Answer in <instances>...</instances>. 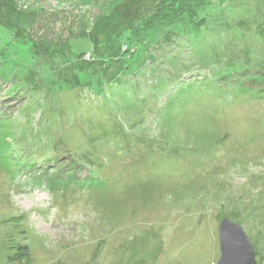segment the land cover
<instances>
[{"label": "rangeland", "instance_id": "374dc122", "mask_svg": "<svg viewBox=\"0 0 264 264\" xmlns=\"http://www.w3.org/2000/svg\"><path fill=\"white\" fill-rule=\"evenodd\" d=\"M180 1L0 0V264H264V0Z\"/></svg>", "mask_w": 264, "mask_h": 264}, {"label": "trees", "instance_id": "16d2710c", "mask_svg": "<svg viewBox=\"0 0 264 264\" xmlns=\"http://www.w3.org/2000/svg\"><path fill=\"white\" fill-rule=\"evenodd\" d=\"M213 4V2L211 0H181L179 3L177 4H173L167 7H163V6H157L155 12L149 17L150 18V22L148 29L152 26V27H161L162 30H167V29H172L173 28L176 30V34H177V30H178V23L181 25H186V21H183V18L185 17V20L188 18H191L192 16L197 14V11L200 9H204L206 7L209 6V4ZM223 8V7H222ZM223 10V9H222ZM178 35V34H177ZM169 36L170 38L173 36V31H170L166 37ZM140 37L144 38L147 37V35H143V34H139L138 35V41L140 39ZM179 37V36H178ZM144 40V39H143ZM156 39H154L152 42H154ZM145 41V40H144ZM126 46V52H128V54L131 51L130 47L128 45ZM135 52V50L133 51ZM0 103L5 104V101L2 100L0 101ZM0 120H3L0 118ZM5 122H8L9 120H7L5 118V120H3ZM59 158L61 159L62 157H58V163L61 161L59 160ZM47 162V161H46ZM57 163V164H58ZM38 167V163H32V162H26L25 164H23V167L21 169L20 172H26L27 170H31L33 171L34 168ZM49 170V169H47ZM54 170V171H53ZM59 169H57L56 167L51 168L52 172L51 174H49L48 179H50L51 177L54 178H62L63 180H65L66 177H63V173L66 171H57ZM40 172L39 170L36 171ZM19 174V173H18ZM68 180V179H66ZM69 181V180H68ZM70 182V181H69ZM19 248V254L17 259H22L24 257L28 256V250L27 248L24 247H18ZM27 251V252H26Z\"/></svg>", "mask_w": 264, "mask_h": 264}, {"label": "water", "instance_id": "95a60500", "mask_svg": "<svg viewBox=\"0 0 264 264\" xmlns=\"http://www.w3.org/2000/svg\"><path fill=\"white\" fill-rule=\"evenodd\" d=\"M220 258L217 264H257L255 249L243 226L223 218L218 229Z\"/></svg>", "mask_w": 264, "mask_h": 264}]
</instances>
